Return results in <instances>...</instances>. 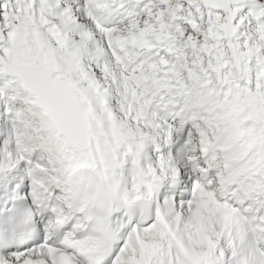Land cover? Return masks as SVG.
Returning a JSON list of instances; mask_svg holds the SVG:
<instances>
[{
    "label": "snow or ice",
    "instance_id": "obj_1",
    "mask_svg": "<svg viewBox=\"0 0 264 264\" xmlns=\"http://www.w3.org/2000/svg\"><path fill=\"white\" fill-rule=\"evenodd\" d=\"M0 264H264V0H0Z\"/></svg>",
    "mask_w": 264,
    "mask_h": 264
}]
</instances>
